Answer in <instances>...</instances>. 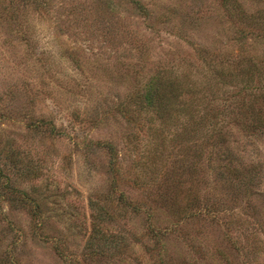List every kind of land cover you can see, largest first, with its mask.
I'll return each instance as SVG.
<instances>
[{
  "label": "rangeland",
  "instance_id": "374dc122",
  "mask_svg": "<svg viewBox=\"0 0 264 264\" xmlns=\"http://www.w3.org/2000/svg\"><path fill=\"white\" fill-rule=\"evenodd\" d=\"M0 264H264V0H0Z\"/></svg>",
  "mask_w": 264,
  "mask_h": 264
},
{
  "label": "trees",
  "instance_id": "16d2710c",
  "mask_svg": "<svg viewBox=\"0 0 264 264\" xmlns=\"http://www.w3.org/2000/svg\"><path fill=\"white\" fill-rule=\"evenodd\" d=\"M251 72H253V68ZM170 74L171 73L165 72L164 69L153 72L143 82L141 89L138 90L137 93H135V98L137 103L141 104V106L144 107V111L148 113L150 120L152 122L158 120V122H160L161 125L170 124L173 121L177 120V119H170V117L172 116L170 113L171 110L173 111L174 114H179L181 107L183 110H187L188 113H191L189 109H191V107L194 106V103L196 101L193 96H190L182 104V106L179 104L180 105L179 108H172V105L174 107L175 101L179 102L181 94L179 92V79L174 78L175 83H173V78H171ZM185 78H188V75L185 74ZM166 85L169 86L168 90L163 89V87ZM176 111H178V113ZM240 111H241V115L239 120H241V124L243 127H245L246 130L254 129L257 126V124L260 123L262 120L261 113L259 114V112L255 110V107L251 103H249L246 108L240 107ZM193 112H194L193 115H195L196 112L194 110ZM166 113H168V116H166ZM204 114H202L199 119L190 117L191 115L190 114L188 116V119H190L189 120L190 124L188 123H185L186 125H184L183 123L181 124V132H180L181 136L187 134V137L189 138L190 141V148L195 149L193 153H195L197 147L200 145L199 144L200 142L196 143V140L194 138L199 136L198 135L199 132H202L201 126L204 124L205 121ZM157 131H162L161 127H159V130H156L155 132L156 134L158 133ZM194 155L195 154H192L193 157ZM15 197L20 198L21 196L15 195ZM93 203L94 202L90 200V204L92 207L91 232L95 233V230H99V221L102 220L103 217L102 215H100L101 213L99 212L101 211V208L98 207V209L95 210L93 208ZM32 213L35 214V209H32ZM96 221L98 225L95 223ZM53 247L54 250L58 252L59 256L62 255L65 258V255L61 253V251H59L58 244H54Z\"/></svg>",
  "mask_w": 264,
  "mask_h": 264
}]
</instances>
